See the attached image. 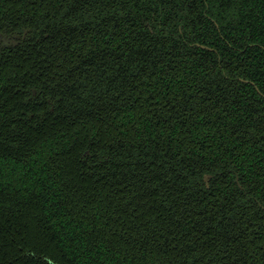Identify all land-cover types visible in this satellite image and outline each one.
Returning <instances> with one entry per match:
<instances>
[{
  "label": "trees",
  "instance_id": "obj_1",
  "mask_svg": "<svg viewBox=\"0 0 264 264\" xmlns=\"http://www.w3.org/2000/svg\"><path fill=\"white\" fill-rule=\"evenodd\" d=\"M0 33V264H264V0H0Z\"/></svg>",
  "mask_w": 264,
  "mask_h": 264
},
{
  "label": "water",
  "instance_id": "obj_2",
  "mask_svg": "<svg viewBox=\"0 0 264 264\" xmlns=\"http://www.w3.org/2000/svg\"><path fill=\"white\" fill-rule=\"evenodd\" d=\"M0 41H2L4 43V45L8 46V45H17L19 43V40L15 39V38H9L8 36L3 35L2 33H0ZM211 177L210 174H207L205 176V180L208 182L209 178Z\"/></svg>",
  "mask_w": 264,
  "mask_h": 264
}]
</instances>
